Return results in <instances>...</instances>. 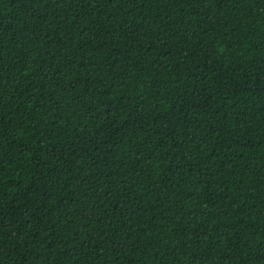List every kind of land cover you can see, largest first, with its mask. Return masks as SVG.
Masks as SVG:
<instances>
[{
	"label": "trees",
	"instance_id": "obj_1",
	"mask_svg": "<svg viewBox=\"0 0 264 264\" xmlns=\"http://www.w3.org/2000/svg\"><path fill=\"white\" fill-rule=\"evenodd\" d=\"M0 264H264V0H0Z\"/></svg>",
	"mask_w": 264,
	"mask_h": 264
}]
</instances>
